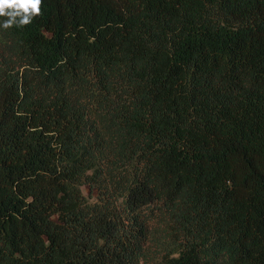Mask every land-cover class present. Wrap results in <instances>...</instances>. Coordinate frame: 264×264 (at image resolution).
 Returning <instances> with one entry per match:
<instances>
[{
  "label": "trees",
  "instance_id": "trees-1",
  "mask_svg": "<svg viewBox=\"0 0 264 264\" xmlns=\"http://www.w3.org/2000/svg\"><path fill=\"white\" fill-rule=\"evenodd\" d=\"M0 17V264H264V0H42Z\"/></svg>",
  "mask_w": 264,
  "mask_h": 264
},
{
  "label": "clouds",
  "instance_id": "clouds-1",
  "mask_svg": "<svg viewBox=\"0 0 264 264\" xmlns=\"http://www.w3.org/2000/svg\"><path fill=\"white\" fill-rule=\"evenodd\" d=\"M42 0H0V17H7L2 27H25L41 16Z\"/></svg>",
  "mask_w": 264,
  "mask_h": 264
}]
</instances>
